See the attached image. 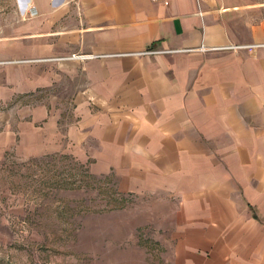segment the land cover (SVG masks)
<instances>
[{"label":"crops","instance_id":"crops-1","mask_svg":"<svg viewBox=\"0 0 264 264\" xmlns=\"http://www.w3.org/2000/svg\"><path fill=\"white\" fill-rule=\"evenodd\" d=\"M17 5L0 57L11 49L12 96L51 106L34 118L51 131L43 153L173 201L177 264H264L263 4ZM57 105L73 106L67 132Z\"/></svg>","mask_w":264,"mask_h":264},{"label":"rangeland","instance_id":"rangeland-1","mask_svg":"<svg viewBox=\"0 0 264 264\" xmlns=\"http://www.w3.org/2000/svg\"><path fill=\"white\" fill-rule=\"evenodd\" d=\"M251 1L264 19V0ZM19 9L0 0V40L23 21ZM9 50L0 57V264H177L173 201L130 192L70 153H43L51 131L34 118L51 106L12 96ZM55 107L67 132L73 106Z\"/></svg>","mask_w":264,"mask_h":264},{"label":"built area","instance_id":"built-area-1","mask_svg":"<svg viewBox=\"0 0 264 264\" xmlns=\"http://www.w3.org/2000/svg\"><path fill=\"white\" fill-rule=\"evenodd\" d=\"M263 47H264V45H262ZM201 49H203V48H201Z\"/></svg>","mask_w":264,"mask_h":264}]
</instances>
